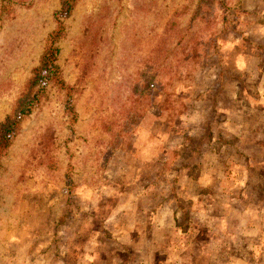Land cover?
<instances>
[{"label":"rangeland","instance_id":"374dc122","mask_svg":"<svg viewBox=\"0 0 264 264\" xmlns=\"http://www.w3.org/2000/svg\"><path fill=\"white\" fill-rule=\"evenodd\" d=\"M65 1L0 0V122L59 27L72 86L0 155V264H264V0Z\"/></svg>","mask_w":264,"mask_h":264},{"label":"trees","instance_id":"16d2710c","mask_svg":"<svg viewBox=\"0 0 264 264\" xmlns=\"http://www.w3.org/2000/svg\"><path fill=\"white\" fill-rule=\"evenodd\" d=\"M201 1L207 2L208 0ZM69 2L70 0L64 2L67 5V13L71 9ZM60 30L61 28L59 27L52 33V43L43 52L39 64L32 68L30 76L25 83L24 90L17 98L14 111L0 122V155L10 146L22 118L32 111L35 104L46 93V88L49 84L66 88L68 91L72 90V86L66 85L60 77V70L57 64L60 49L55 45V42L60 37ZM141 98L143 97L141 96ZM184 229L186 230L185 227L182 228V230Z\"/></svg>","mask_w":264,"mask_h":264}]
</instances>
